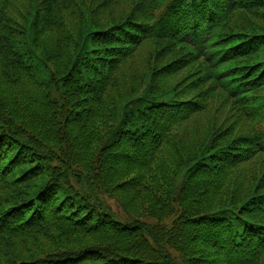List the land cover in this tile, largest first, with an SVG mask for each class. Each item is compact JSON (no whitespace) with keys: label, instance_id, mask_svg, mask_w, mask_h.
<instances>
[{"label":"trees","instance_id":"trees-1","mask_svg":"<svg viewBox=\"0 0 264 264\" xmlns=\"http://www.w3.org/2000/svg\"><path fill=\"white\" fill-rule=\"evenodd\" d=\"M8 78L0 264H264V0H0Z\"/></svg>","mask_w":264,"mask_h":264},{"label":"rangeland","instance_id":"rangeland-1","mask_svg":"<svg viewBox=\"0 0 264 264\" xmlns=\"http://www.w3.org/2000/svg\"><path fill=\"white\" fill-rule=\"evenodd\" d=\"M15 82L8 78L5 82L1 83L0 84V91L3 92V93H6V91L12 89L14 90L15 88ZM199 137L195 138V140L198 141ZM109 205H111L112 207H114L115 205V202L112 201V200H108L107 201ZM10 250H11V253H14V254H24L28 248L27 247H22V246H19V245H13L12 247H10Z\"/></svg>","mask_w":264,"mask_h":264}]
</instances>
